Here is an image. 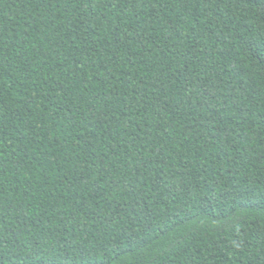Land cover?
<instances>
[{
    "label": "trees",
    "instance_id": "obj_1",
    "mask_svg": "<svg viewBox=\"0 0 264 264\" xmlns=\"http://www.w3.org/2000/svg\"><path fill=\"white\" fill-rule=\"evenodd\" d=\"M0 264H264V0H0Z\"/></svg>",
    "mask_w": 264,
    "mask_h": 264
}]
</instances>
